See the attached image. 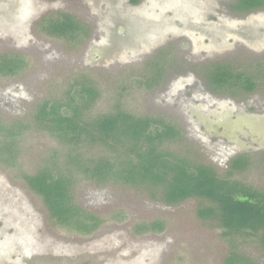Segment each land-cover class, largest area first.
<instances>
[{
	"label": "rangeland",
	"instance_id": "374dc122",
	"mask_svg": "<svg viewBox=\"0 0 264 264\" xmlns=\"http://www.w3.org/2000/svg\"><path fill=\"white\" fill-rule=\"evenodd\" d=\"M234 3L0 0V57L24 62L14 74L0 73V119L23 127L14 163L0 161V264H227L233 246L264 264L254 239L231 243L201 220L197 199L166 205L157 191L76 173L74 203L101 221L83 235L51 219L23 178L53 158L63 162L66 151L35 124L38 107L86 81L98 93L89 116L118 109L164 119L181 134L166 152L220 175L232 158L249 154L251 166L234 179L264 190V9L237 13ZM62 15L84 30L73 38L48 34L46 20ZM215 64L252 75L254 90L211 92L205 75ZM100 154L110 156L99 146L90 152ZM156 222L162 231L150 230Z\"/></svg>",
	"mask_w": 264,
	"mask_h": 264
},
{
	"label": "trees",
	"instance_id": "16d2710c",
	"mask_svg": "<svg viewBox=\"0 0 264 264\" xmlns=\"http://www.w3.org/2000/svg\"><path fill=\"white\" fill-rule=\"evenodd\" d=\"M231 8L237 13H250L264 9V0H235ZM46 23L45 31L58 37L73 38L84 30L66 15ZM23 65L20 57H0L1 74H14ZM205 77L209 90L216 94L233 89L251 92L255 88L252 75L226 64L209 66ZM155 80L156 75L151 84ZM97 95L92 83L82 81L68 89L64 100L43 102L33 117L39 129L66 148L63 162L53 158L37 173L23 177L28 189L43 200L51 219L83 235L99 228V218L81 211L74 203V175L82 173L99 184L120 182L147 189L151 195L157 191L166 205L197 199L202 203L197 216L215 223L223 238L231 243L238 238H252L264 252V190L234 179L235 174L251 166L249 154L232 158L227 172L220 175L210 166L166 152L164 145L178 142L181 134L164 119L135 117L118 109L89 116ZM22 132L21 125H7L0 119L1 162L14 163L17 139ZM96 146L110 156L92 157L90 152ZM162 228L156 222L150 230L160 232ZM232 248L227 264H256Z\"/></svg>",
	"mask_w": 264,
	"mask_h": 264
},
{
	"label": "flooded vegetation",
	"instance_id": "af4514ba",
	"mask_svg": "<svg viewBox=\"0 0 264 264\" xmlns=\"http://www.w3.org/2000/svg\"><path fill=\"white\" fill-rule=\"evenodd\" d=\"M249 115H250V114H249ZM249 115H248V116H249Z\"/></svg>",
	"mask_w": 264,
	"mask_h": 264
}]
</instances>
